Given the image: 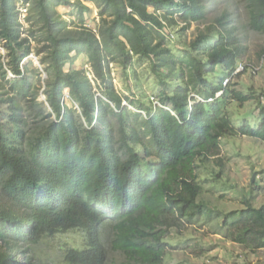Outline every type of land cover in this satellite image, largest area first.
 <instances>
[{"label": "trees", "instance_id": "obj_1", "mask_svg": "<svg viewBox=\"0 0 264 264\" xmlns=\"http://www.w3.org/2000/svg\"><path fill=\"white\" fill-rule=\"evenodd\" d=\"M245 1V26L264 33V0ZM234 2L75 0L79 22L73 24L56 10L70 0H0V45L6 51L0 53V116L11 123L6 129L0 118V264H43L31 247L74 229L83 231L84 245L67 249L66 263L109 264L102 241L105 222L112 223V250L125 256L110 264H163L169 230L193 223L205 209L198 201L203 186L197 161L214 158L222 165L218 155L226 135L264 142V105L252 125L247 120L234 125L225 109L224 81L238 74L233 71L245 52ZM86 3L98 8L96 29L86 25ZM19 4L26 6L25 23ZM219 6L193 42L213 39L204 60L176 57L163 45L174 12L189 26ZM170 7L169 15L157 13ZM32 54L43 79L32 60L23 63ZM80 56L87 58L94 82L85 69L74 67ZM135 56L150 60L163 86L160 105L129 101L141 114L123 104L127 98L115 88L111 67L128 69ZM35 76L46 106L37 100ZM175 78L179 81L171 85L168 80ZM232 96L240 103L252 98ZM255 98L260 102L264 94ZM30 117L48 121L29 135ZM245 204L225 214L223 225L232 229L233 241L264 247V206Z\"/></svg>", "mask_w": 264, "mask_h": 264}, {"label": "rangeland", "instance_id": "obj_2", "mask_svg": "<svg viewBox=\"0 0 264 264\" xmlns=\"http://www.w3.org/2000/svg\"><path fill=\"white\" fill-rule=\"evenodd\" d=\"M74 1L70 0L71 5L59 4L56 6V10L63 18L70 22L74 21L73 24H76L79 22V18L75 6L72 5ZM86 5L90 7V11L84 14L86 25L96 29L99 23L98 8L92 3H86ZM18 7L21 8L20 19L25 23L26 6L19 4ZM231 7L236 12V23L239 28L237 33L241 36L242 44L245 47V52L239 61L246 64L247 69L227 82L225 109L234 125L242 124L243 120H247L252 125L257 122V117L260 115V106L264 105V98H261L260 102L255 98L264 94V33L245 26L248 21L245 0H235ZM150 10L153 11L151 8ZM169 10L171 11L173 8H162L157 13L169 15ZM219 12L220 6L214 8L206 20L192 22L189 26L184 25L178 18V13L174 12L172 17L175 23L165 27L163 45L168 47L176 57L193 55L204 60L206 48L213 39L210 38V41L202 42L198 46H193V42L200 31H204ZM25 27L27 28L28 25L26 24ZM0 53L6 56V51L1 45ZM29 60H32L34 66L40 69L42 79L45 78L37 57L32 54L23 63ZM74 67L85 69L86 73L89 72V75H86L93 81V74L87 58L80 56L74 63ZM111 67L115 88L127 98L124 100L127 105L132 99L135 102L140 100L152 104V96L156 97L160 104L159 98L163 86L153 73L150 60L135 56L128 69L117 63ZM67 68L68 65H66ZM218 68L221 73V67ZM207 75L213 82H217L219 79L213 73ZM32 78L36 80V87H39V77ZM168 81L174 85L179 79ZM42 89V86L39 87L37 100L46 106ZM232 92H238L241 96L250 95L252 98L240 103L233 98ZM194 96L200 99V97ZM67 103L70 104L69 101ZM129 108L140 113L135 105L129 104ZM47 110L49 111L48 107ZM0 118L4 127L8 129L11 126L8 118L4 117L3 113ZM43 121L48 120L44 119ZM43 121L39 122L34 117L27 118L28 134L37 132ZM114 125L117 136V125L115 123ZM220 145L218 156H220L222 165H219L218 160L214 158L205 162L197 161V181L203 186L198 201L203 202L205 209L203 213L196 216L193 223L181 222L180 226L169 230L164 238L166 247L163 264H264V247L251 248L246 244L233 241L230 237L232 229L228 230V226L223 225L225 214L244 208L246 200L256 207L264 206V173L260 172L264 170V142L247 135H226L221 138ZM254 173H256V181L252 179ZM111 224V222H105L102 226V241L106 248L109 264L120 262L125 258L123 253L112 250L110 246L113 236ZM250 239L253 244L251 246H255L257 236ZM83 245V231L74 229L44 237L31 249L43 264H67L64 260V252L71 247L80 248Z\"/></svg>", "mask_w": 264, "mask_h": 264}, {"label": "built area", "instance_id": "obj_3", "mask_svg": "<svg viewBox=\"0 0 264 264\" xmlns=\"http://www.w3.org/2000/svg\"><path fill=\"white\" fill-rule=\"evenodd\" d=\"M127 13H131V9H127L126 10ZM246 64H244L243 62L238 63V65L236 66L235 70L233 71V75H236L239 72H242L245 70ZM87 75H89V72L87 73ZM230 79V77L225 79L224 83H227V81ZM221 92H217L215 97L219 96ZM65 97L68 98V94L65 93ZM208 100H211V98H209ZM151 102L153 105H160L157 98L152 96L151 97ZM123 104H126L125 101H123Z\"/></svg>", "mask_w": 264, "mask_h": 264}, {"label": "clouds", "instance_id": "obj_4", "mask_svg": "<svg viewBox=\"0 0 264 264\" xmlns=\"http://www.w3.org/2000/svg\"><path fill=\"white\" fill-rule=\"evenodd\" d=\"M239 73H240V72H239ZM229 80H230V79H229ZM229 80H228V81H229ZM228 81H227V82H228ZM224 82H225V81H224Z\"/></svg>", "mask_w": 264, "mask_h": 264}]
</instances>
